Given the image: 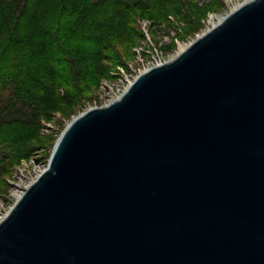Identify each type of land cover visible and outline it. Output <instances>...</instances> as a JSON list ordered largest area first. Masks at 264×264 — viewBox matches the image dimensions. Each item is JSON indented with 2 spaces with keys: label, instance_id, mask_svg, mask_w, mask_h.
I'll list each match as a JSON object with an SVG mask.
<instances>
[{
  "label": "water",
  "instance_id": "obj_1",
  "mask_svg": "<svg viewBox=\"0 0 264 264\" xmlns=\"http://www.w3.org/2000/svg\"><path fill=\"white\" fill-rule=\"evenodd\" d=\"M0 264H264V0L75 118Z\"/></svg>",
  "mask_w": 264,
  "mask_h": 264
},
{
  "label": "rangeland",
  "instance_id": "obj_2",
  "mask_svg": "<svg viewBox=\"0 0 264 264\" xmlns=\"http://www.w3.org/2000/svg\"><path fill=\"white\" fill-rule=\"evenodd\" d=\"M246 1L173 0L171 9L175 11L169 19L160 13L148 18L138 15L122 37L92 46L95 52L82 76L85 82L77 79L67 85L51 74L44 87L37 88L40 95H28L25 84L17 95L11 90L0 91L2 145L10 151V142H16V149L22 151V158L15 163L5 159L8 151L0 150V222L48 169L57 142L75 118L119 99L139 75L157 63L175 59L183 46H189ZM44 17L43 23H53L56 29V21L52 22L50 15ZM7 53L12 55V49ZM43 68L47 72L46 63Z\"/></svg>",
  "mask_w": 264,
  "mask_h": 264
},
{
  "label": "trees",
  "instance_id": "obj_3",
  "mask_svg": "<svg viewBox=\"0 0 264 264\" xmlns=\"http://www.w3.org/2000/svg\"><path fill=\"white\" fill-rule=\"evenodd\" d=\"M172 4L173 0H0V91L17 95L25 84L28 95H40L51 74L67 85L77 79L85 82L82 76L91 66L92 46L122 37L138 15L160 13L169 19L175 11ZM49 15L56 29L53 23H43ZM4 142L0 137V145ZM16 146L10 142V151L0 146L2 153L10 154L6 160L17 163L22 158Z\"/></svg>",
  "mask_w": 264,
  "mask_h": 264
},
{
  "label": "bare ground",
  "instance_id": "obj_4",
  "mask_svg": "<svg viewBox=\"0 0 264 264\" xmlns=\"http://www.w3.org/2000/svg\"><path fill=\"white\" fill-rule=\"evenodd\" d=\"M250 1H253V0H247L246 2H250ZM238 7H240V6H237L235 9H237ZM235 9H234V10H235ZM234 10H233V11H234ZM223 21H224V19H223L222 21H220L218 24H216L215 26H218V25L221 24ZM215 26H214V27H215ZM187 47H188V46H183V48L181 49V52H182L183 50H185Z\"/></svg>",
  "mask_w": 264,
  "mask_h": 264
},
{
  "label": "built area",
  "instance_id": "obj_5",
  "mask_svg": "<svg viewBox=\"0 0 264 264\" xmlns=\"http://www.w3.org/2000/svg\"><path fill=\"white\" fill-rule=\"evenodd\" d=\"M165 63H167V62H160V63H157L156 65H154L153 67H155V66H160V65H163V64H165ZM152 68V67H151Z\"/></svg>",
  "mask_w": 264,
  "mask_h": 264
}]
</instances>
